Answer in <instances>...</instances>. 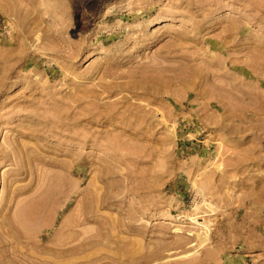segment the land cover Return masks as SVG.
<instances>
[{"label": "rangeland", "instance_id": "rangeland-1", "mask_svg": "<svg viewBox=\"0 0 264 264\" xmlns=\"http://www.w3.org/2000/svg\"><path fill=\"white\" fill-rule=\"evenodd\" d=\"M31 198L81 264H264V0H0V264Z\"/></svg>", "mask_w": 264, "mask_h": 264}, {"label": "bare ground", "instance_id": "bare-ground-1", "mask_svg": "<svg viewBox=\"0 0 264 264\" xmlns=\"http://www.w3.org/2000/svg\"><path fill=\"white\" fill-rule=\"evenodd\" d=\"M54 177L55 176H53V178ZM54 182L55 181H53V183ZM45 189H48V188H45ZM16 190L14 191L15 193H16ZM45 191H47V190H45ZM44 196L42 195L38 199H41V197L45 198ZM57 196H58V194L56 195V197ZM12 200H11V202H12ZM25 200H27V199H25ZM30 200H29V203L26 201L27 202L26 205L23 204L21 206L22 208L17 212V214L15 216L4 217L2 220V228H3L4 237H5V239L8 237L7 241L10 242V245H9L10 248L9 247L8 248L10 250H11V248H13L12 249L13 253L18 254L19 256H23L25 259L27 258V261L29 264H81V261L79 259V257H80L79 254L83 250L87 249L90 244H93L94 239H93V236L86 237L85 240H83V241L80 239L82 236L84 237L86 235L79 234V230L77 229L78 225H79L78 220H77L78 217H77V219L67 220L66 222H64V224H62L63 226L61 229L58 228L59 230L56 229L57 231L56 230L54 231V226L57 223L56 217H54V216L50 217V214L48 215L49 218L48 217L47 218L42 217L44 215V214H42L43 210L46 209V207H47L46 203L44 202L45 200L42 199V201H37V199H32V198ZM15 201H14V203H15ZM57 201H58V199H57ZM55 204L57 206V202ZM69 204L70 203H67L68 207H69ZM6 205L8 206V208L11 207V204H6ZM53 207H54V204H53ZM54 208H56V207H54ZM58 208H61V207H58ZM51 210H52V208H51ZM90 215H92V213ZM86 217L87 218H84V219L90 218L88 216V214H86ZM6 227H7V229H6ZM205 230H206V228H205ZM81 232H82V230H81ZM82 233H84V232H82ZM86 233H88V232H86ZM79 235L81 237H79ZM95 235H97V234H95ZM95 235H94V237H95ZM199 236H201V233ZM202 236H203V234H202ZM82 239H84V238H82ZM199 240H201L202 243H204V241H206V238H200ZM13 242L19 246L22 245V248L26 247L27 251H23V250L17 248L18 246H16ZM29 249L30 250L31 249L36 250V253L39 255H42V256H35V255L32 256V254H30L31 252L29 251ZM6 250H8V249H6ZM141 259H142V257H141ZM21 261H23V260H21ZM64 261H67V263ZM25 263H26V261H25ZM28 263H26V264H28ZM134 263H136V261Z\"/></svg>", "mask_w": 264, "mask_h": 264}]
</instances>
